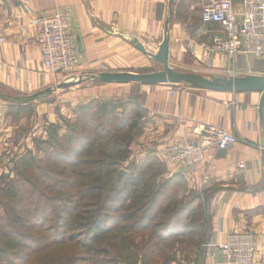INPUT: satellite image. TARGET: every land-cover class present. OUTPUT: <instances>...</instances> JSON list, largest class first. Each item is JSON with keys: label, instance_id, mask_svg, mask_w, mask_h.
Masks as SVG:
<instances>
[{"label": "rangeland", "instance_id": "rangeland-1", "mask_svg": "<svg viewBox=\"0 0 264 264\" xmlns=\"http://www.w3.org/2000/svg\"><path fill=\"white\" fill-rule=\"evenodd\" d=\"M207 1L179 0L170 24L195 30ZM127 67L161 65L145 57ZM46 74L50 95L0 98V264H203L210 196L149 152L140 86L151 85L119 83L134 91L126 98L78 99L84 85L63 88L67 77Z\"/></svg>", "mask_w": 264, "mask_h": 264}, {"label": "crops", "instance_id": "crops-1", "mask_svg": "<svg viewBox=\"0 0 264 264\" xmlns=\"http://www.w3.org/2000/svg\"><path fill=\"white\" fill-rule=\"evenodd\" d=\"M178 1L171 5L170 22ZM233 1L238 8L241 0ZM29 5L31 12H25L17 0H0V89L14 95L37 92L50 81L43 71L37 43L40 16L56 9L70 16L80 49V64L74 74L131 71L127 66L150 57L129 39L135 37L148 52L155 53L170 8L169 0H29ZM191 30L176 21L169 23V63L175 57L183 66L171 65L173 68L205 76L264 74V58L240 53L231 59L211 50L210 41L220 32L217 23L200 19L198 28ZM79 86L75 90L78 99L102 95L126 98L131 94L130 84ZM140 91L148 119L145 143L155 144L149 152L161 161H165L170 142L193 136L198 123L225 127L237 137L236 144L224 153L208 147L205 160L180 168L178 177L210 196L209 229L200 262L221 264L219 244L227 234L252 230L259 241L252 264H264V152L260 147L264 143V116L261 121L257 106L260 93L215 92L168 83L140 86ZM156 157L152 162L163 167L166 163Z\"/></svg>", "mask_w": 264, "mask_h": 264}, {"label": "built area", "instance_id": "built-area-1", "mask_svg": "<svg viewBox=\"0 0 264 264\" xmlns=\"http://www.w3.org/2000/svg\"><path fill=\"white\" fill-rule=\"evenodd\" d=\"M17 1L25 12H31L29 0ZM200 19L220 26V32L210 41L211 50L231 59L240 53L264 58V0H241L238 8L233 0H209L200 9ZM38 24L43 71L61 74V78L74 74L80 64V49L70 16L56 9L40 16ZM193 131V136L176 139L167 146L166 160L171 166L180 169L201 164L208 147L227 150L237 142V137L222 126L198 123ZM260 147L264 152V143ZM257 247L252 231L230 232L219 244L221 264H250Z\"/></svg>", "mask_w": 264, "mask_h": 264}, {"label": "water", "instance_id": "water-1", "mask_svg": "<svg viewBox=\"0 0 264 264\" xmlns=\"http://www.w3.org/2000/svg\"><path fill=\"white\" fill-rule=\"evenodd\" d=\"M174 0H169V15L165 22L163 38L155 53L148 52L144 46L133 37L130 40L139 50L146 53L154 62L161 65L160 69L148 72L131 71H91L82 74H73L65 78L60 86L63 88L85 82L97 83H140L145 85L156 84H187L188 86L215 91V92H246L257 91L260 93L258 101V114L261 121L264 116V74H246L243 76H205L198 73L180 71L169 63V23L172 14L171 5ZM184 83V84H183ZM54 87L40 90L31 95H14L0 90V98L14 104H27L50 95ZM223 153L224 149H220Z\"/></svg>", "mask_w": 264, "mask_h": 264}, {"label": "trees", "instance_id": "trees-1", "mask_svg": "<svg viewBox=\"0 0 264 264\" xmlns=\"http://www.w3.org/2000/svg\"><path fill=\"white\" fill-rule=\"evenodd\" d=\"M132 94H134V91L132 90L131 91V94L130 95H132ZM128 158H129V156H127V155H124L123 157H122V161H126V160H128ZM111 163H114V162H111ZM128 192V191H127ZM132 196H135V194H132ZM137 199H139L138 197H136ZM151 204H152V202H151ZM138 210H140V207H138V206H136L132 211H131V215H134V214H136V212L138 211ZM146 217H148V216H145V218Z\"/></svg>", "mask_w": 264, "mask_h": 264}]
</instances>
